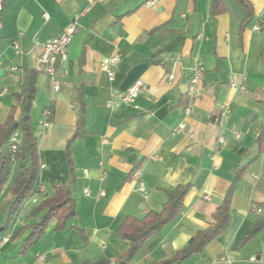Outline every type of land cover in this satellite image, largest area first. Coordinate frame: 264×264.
Returning a JSON list of instances; mask_svg holds the SVG:
<instances>
[{
    "label": "crops",
    "instance_id": "obj_1",
    "mask_svg": "<svg viewBox=\"0 0 264 264\" xmlns=\"http://www.w3.org/2000/svg\"><path fill=\"white\" fill-rule=\"evenodd\" d=\"M146 1L94 0L77 19L67 59L56 68L61 89L55 94L37 62L40 46L64 32L88 0H7L2 7L0 124L23 90L22 71H36L30 126L40 163L34 189L43 195L25 200L2 233L12 201L5 192L26 164L16 161V176L0 196V264L115 260L128 249L118 236L123 221L160 211L166 192L188 185L176 219L129 263L161 264L212 224L239 167L245 171L234 187L226 230L201 255L169 264H264V228L240 245L260 218L250 207L264 203V146L260 151L257 142L264 128V31L254 30L253 22L241 27L246 12L235 0H219V13L212 12V0H158L153 7ZM247 1L264 23V0ZM114 56L119 60L109 81L102 61ZM198 67L200 94L189 99L188 82ZM234 75L245 78L242 93L229 87ZM136 81L143 89L132 103L107 106ZM222 105L230 112L224 129L216 124ZM47 107L52 117L44 127ZM221 134L226 141L219 144ZM56 187H68L74 203L65 228L55 230L52 218L43 236L20 252L29 231L16 233L39 220L40 214L30 218L32 209Z\"/></svg>",
    "mask_w": 264,
    "mask_h": 264
},
{
    "label": "trees",
    "instance_id": "obj_2",
    "mask_svg": "<svg viewBox=\"0 0 264 264\" xmlns=\"http://www.w3.org/2000/svg\"><path fill=\"white\" fill-rule=\"evenodd\" d=\"M6 1L7 0L3 1L2 7L5 5ZM235 1L246 12L241 27L243 28L253 22L254 25L256 24L259 26V31L263 32L264 23L254 19V12L251 4L247 0ZM211 10L213 13L223 11L219 0H212ZM261 60L264 66V50ZM36 76L37 73L34 70L25 69L22 71L20 80L23 83V90L20 94L14 96V105L10 108L5 121L0 124V196L8 183L14 163L16 161L26 162L7 190L12 201L2 227L3 234L6 233L10 222L25 200L35 196L41 197L43 195L34 189L40 163L37 153V139L30 126V111L36 92ZM79 130H81V124L78 123V131ZM15 133L17 137L15 140H12ZM74 136H79V134L76 132ZM257 142L260 151H262L264 146V128L258 136ZM66 154L70 165L69 150L66 151ZM69 168L73 180L71 165ZM244 171L245 167L236 169L232 184L226 191L221 204L212 215V224L205 230L197 231L187 247L177 251L171 259L161 264H169L172 262L180 263L193 255H201L206 245L226 230L230 222V203L234 187L238 179L244 174ZM188 190V185H179L173 191L166 192L160 211H148L142 220L127 217L118 230V236L128 242V249L121 254L120 257L115 260L101 259L96 263L84 262L83 264H129L149 237L159 232L164 226L176 219L182 209L184 198ZM258 206L264 210V203ZM73 210L74 203L68 187L54 188L52 194L44 196L30 213V218L40 214L39 220L31 225L24 226L16 233L15 237H18L23 232L29 231L27 237L21 244L20 252L24 253L43 236L45 227L52 218L56 220L54 226L55 230L64 229ZM263 228L264 211L256 221L252 231L241 241L240 245L250 240Z\"/></svg>",
    "mask_w": 264,
    "mask_h": 264
},
{
    "label": "built area",
    "instance_id": "obj_3",
    "mask_svg": "<svg viewBox=\"0 0 264 264\" xmlns=\"http://www.w3.org/2000/svg\"><path fill=\"white\" fill-rule=\"evenodd\" d=\"M4 0H0V11L2 9V3ZM158 0H148L145 2V5L147 7H153ZM94 0H88L87 7L82 11L81 13L75 15L73 17L72 23L68 26V28L62 32L60 35L57 37L47 40L44 43L41 44L40 46V52L38 55V65L42 69V71L45 73L51 87V91L53 94L58 93L61 89V83L60 81L56 78V68L61 65L66 59H67V52H68V47L71 43L72 37L75 32L76 28V21L79 18L80 15H82L84 12L88 11V9L93 5ZM253 29L256 31H259V26L254 25ZM13 49L15 54L19 55L21 54L18 46L16 43L13 44ZM119 56H114L111 58H106L102 61V65L107 68V76L109 81H113L114 79V71L113 68L115 64L118 62ZM15 70V68H14ZM203 72L202 67H198L195 74L190 78L188 82V87H187V97L189 99L198 96L200 94V88L197 85L198 80L200 79V76ZM169 79L171 80L172 77L169 76ZM229 87L231 90L242 93L245 90V78L243 76H237L234 75L230 78L229 82ZM143 89V83L141 81H136L131 85V87L123 92L119 93L116 95L115 98L111 99L108 103L107 106H115L116 104H129L132 103L135 98L140 94V92ZM189 109H185V113H188ZM229 108L225 105L220 106L219 109V114L216 119V124L220 129L225 128V124L228 120L229 116ZM43 118H44V127H48L50 118L52 117V112L50 107H47L43 110L42 112ZM182 129V126H179L176 130L173 131V133H178ZM232 135L235 139L240 138V133L237 131H233ZM17 137V134L15 133L13 135L12 140H15ZM226 141V136L223 134L219 135L217 142L219 144H222L223 142ZM14 149V147H13ZM85 174H87V171H84ZM142 190V187L140 188ZM84 194L87 195L88 191L85 190ZM207 199L208 197L205 196ZM250 211L253 213H256L257 215L262 214V210L258 208L255 205H252L250 207ZM4 241L7 240V238L3 239ZM42 260L43 258L40 257ZM252 261L254 260L253 258L251 259Z\"/></svg>",
    "mask_w": 264,
    "mask_h": 264
},
{
    "label": "rangeland",
    "instance_id": "obj_4",
    "mask_svg": "<svg viewBox=\"0 0 264 264\" xmlns=\"http://www.w3.org/2000/svg\"><path fill=\"white\" fill-rule=\"evenodd\" d=\"M14 172H15V174H14ZM16 172H17L16 167H15V168L12 167V169H11V173H10V176H9V180H10V181L13 180V178L16 176ZM9 180H8V182H9ZM5 193H7V192H5Z\"/></svg>",
    "mask_w": 264,
    "mask_h": 264
}]
</instances>
